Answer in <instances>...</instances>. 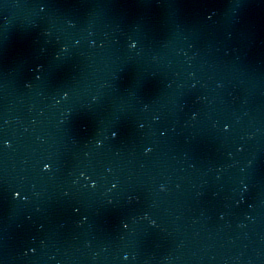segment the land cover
I'll list each match as a JSON object with an SVG mask.
<instances>
[{
	"label": "water",
	"instance_id": "obj_1",
	"mask_svg": "<svg viewBox=\"0 0 264 264\" xmlns=\"http://www.w3.org/2000/svg\"><path fill=\"white\" fill-rule=\"evenodd\" d=\"M0 264H264V0H0Z\"/></svg>",
	"mask_w": 264,
	"mask_h": 264
}]
</instances>
